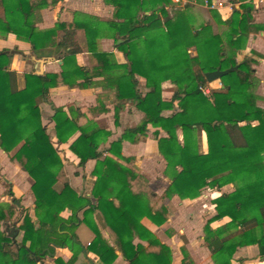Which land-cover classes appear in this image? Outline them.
<instances>
[{"label": "trees", "instance_id": "trees-1", "mask_svg": "<svg viewBox=\"0 0 264 264\" xmlns=\"http://www.w3.org/2000/svg\"><path fill=\"white\" fill-rule=\"evenodd\" d=\"M63 1L0 0L5 15L0 19V33L15 35L40 56L60 54L62 62L58 73L24 74V86L19 89L16 73L9 70L11 54L0 52V149L12 153L11 162L27 173L35 198L36 221L26 215L21 224L23 259L35 264L52 254L53 246L69 248L74 260L81 249L74 230L83 223L94 235L88 250L103 264H112L116 251L128 264H174L171 249L141 224L146 218L162 225L168 208L155 201L145 177L134 170L133 159L122 154V142L144 138L149 125L155 129L153 136L169 179L161 198L192 200L205 188L234 187L212 201L215 214L203 226V242L213 264H231L237 248L251 245L264 258V110L254 93L257 80L252 64L257 60L250 56L237 60L247 34V16L235 10L230 19L221 21L211 10L217 23L228 26L219 35L213 34L208 23L194 27L186 8L169 16L172 0H103L114 10L111 20L75 13L71 23L37 29L35 12ZM186 1L211 4V0ZM240 10L245 12L243 7ZM77 30L84 34L85 49L75 40ZM103 38L121 41L115 48L123 55V63L114 54L99 51L97 42ZM83 51L95 60L93 66L77 64L76 56ZM232 67L218 80L219 89L203 94L200 87H209L206 73ZM137 76L145 80L148 91L144 94L137 89ZM164 82L174 86L169 100L162 96ZM93 86L102 89L94 110L107 112L105 105L113 104L115 125L126 102L143 118L108 142L109 129L94 121L80 125L78 110L52 107L56 142L66 144L79 133L69 150L79 166L95 161V181L88 192L78 195L66 181L62 159L42 124L40 104L46 102L51 88ZM164 111L171 113L163 116ZM159 131L165 136L159 137ZM200 132L205 134L206 153L200 151ZM64 210L71 213L67 219L60 217ZM224 218L223 225L210 226ZM98 220L112 244L102 235ZM181 253L179 264H193L184 249Z\"/></svg>", "mask_w": 264, "mask_h": 264}, {"label": "crops", "instance_id": "crops-1", "mask_svg": "<svg viewBox=\"0 0 264 264\" xmlns=\"http://www.w3.org/2000/svg\"><path fill=\"white\" fill-rule=\"evenodd\" d=\"M172 1L174 4L179 3L182 6L187 4L186 0ZM251 1L252 0H211L210 6L204 1L205 11L201 17L198 14L199 6L194 2H190L191 5H193L191 7L192 9L186 10V12L191 15L197 23H208L211 26L213 34L219 35L226 33L228 26L217 23L210 13L211 10L217 13L221 21L230 19L235 10H239L241 14L243 13L244 17L247 16L245 27L247 34L243 43V48L237 55V60L240 61L245 56H250L257 60V63L252 64L254 76L257 80L254 93L257 97V105L264 110V4L253 5ZM240 7H243L245 12H242ZM113 11V8L105 4L103 0H64L55 6L38 9L35 12L34 20L37 29L46 30L53 28L57 22L71 23L75 13L87 14L106 21L113 19ZM0 19H5L4 10L1 4ZM218 28H224V30L218 32ZM110 40L112 39H100L99 51L112 53L118 63H123V55L115 48V46L120 44L121 41L119 40L115 43L112 40L113 48L111 50L108 48ZM1 51H7L11 54L9 70L16 73V81L19 89L24 86V74L33 72V63L26 57L31 52L36 57H56L55 61L44 65V73H58L61 70L60 66L62 62L58 59L60 54L40 56L31 49L29 44L17 39L15 35L11 33H0V52ZM84 54H87V56L93 59L87 52L83 51L76 56L77 64L87 68L93 66L95 64L94 59V64L92 65H87L82 61V59H84L82 55ZM136 79L139 92L142 94L146 93L148 90L145 87V80L138 76ZM99 80L100 79H97V81ZM165 84L170 85L171 83L164 82L162 84V89ZM208 85V88L215 90L221 84L217 80L208 83ZM101 93L102 89L99 86H93L86 89L56 87L49 90L46 102L40 104L42 124L46 128L55 149L62 159L63 173L66 181L71 189L78 195L88 192L90 186L94 183L95 177L92 175V170L95 166V161L89 160L83 166H79V159L69 150V145L78 137L79 133L74 134L66 144H58L56 142L53 132L54 124L51 120L53 114L52 107H61L66 112H68L69 108L78 110L81 114L78 120L80 125H84L87 121H94L100 127H105L99 124V122L106 116H112V123L109 124L108 127H105L111 132L108 142L117 140L126 128L136 127L143 118V113L141 111L137 110L132 103L126 102L119 110L117 125H115L113 104L107 103L105 105L107 112L94 110L97 104V98ZM170 97L168 99L163 97V99L169 100ZM170 113L171 111H164L162 115L168 116ZM154 131L155 129L149 125L147 126V132L144 138H140L139 141L135 143L129 141L122 142L123 156L133 159L134 170L142 176L145 175L136 170V166L140 167L141 162L147 165L148 162L154 161L155 159L163 169L166 167L163 157L157 150V143L153 136ZM179 134L181 136L180 130L177 131V137ZM162 136H165V134L162 131H159V137ZM104 150L105 147L101 146L100 152L103 156L106 155ZM11 155L12 153H5L0 149V264H28L25 259H23L20 251L24 236L21 224L26 215L33 222L36 221L35 198L31 191V179L27 173L19 168V166L11 162ZM161 183L165 186L160 193H154L156 195L155 201L159 200L162 205L168 208V218L160 226L154 225L146 218L141 220V224L151 231L162 244L171 249L172 262L174 264H179L183 258L181 249L186 251L193 264H213L211 254L203 242V226L206 221L215 214L212 201L223 193H230L233 191V185L229 184L220 189L205 188L207 189L206 195L210 198L209 205L211 206V211L210 214L205 217L206 220L203 223L200 224L198 221L196 222V224H199L197 229L199 233L196 235L197 242H195L190 239L191 237L188 235L190 232L186 229L187 227L185 226L184 229L182 228V219L191 213L193 214V217L201 219L206 213L202 215L203 210L201 207L195 209L193 208V205L204 199L200 196L192 200H181L177 196L161 198L165 189L169 185L168 177L162 178ZM147 184L149 190L152 191L149 187L150 182L147 181ZM90 199L91 202L94 203V199ZM70 215L71 213L69 210H64L60 213V217L63 219H67ZM77 217L80 220L82 219V211L77 214ZM98 222L100 224L99 220ZM187 222L193 224L194 220H189ZM226 222L227 219L224 218L223 220L212 222L210 226L212 228H217ZM100 230L109 244H112L110 236L103 225L100 226ZM74 234L77 238V242L81 246V249L74 260H72L73 252L69 248L52 246L53 253L45 254V256L39 259L35 264H103L94 253L88 250L89 244L94 238L90 229L85 224L80 223L75 228ZM137 242V240L134 241V243ZM29 244V241H27L25 247L28 248ZM142 244L145 245V243ZM115 254L117 257L112 264H128L118 251H116ZM231 264H264V258L258 256V250L255 245L244 246L236 249Z\"/></svg>", "mask_w": 264, "mask_h": 264}, {"label": "rangeland", "instance_id": "rangeland-1", "mask_svg": "<svg viewBox=\"0 0 264 264\" xmlns=\"http://www.w3.org/2000/svg\"><path fill=\"white\" fill-rule=\"evenodd\" d=\"M88 1V0H87ZM190 2H194L196 3V5H198V14L201 17V15L203 14V12L205 11V3L204 2H196V1H187V6H182L179 3L172 4V6H169L167 8V11L169 13V16H173L176 12H180L185 10V8L187 10L192 9L191 7L193 5H191ZM104 17V16H103ZM107 18V16H105ZM110 17V16H109ZM105 19V18H104ZM109 19V18H107ZM199 23H197V21H194V27H197ZM222 30H224V28H218V32H222ZM75 40L76 42L83 48L85 49V41H84V34L82 31H77L75 34ZM100 41V40H99ZM99 41L97 42L98 48H99ZM112 45L113 42L112 40H110L109 44H108V48L112 50ZM193 53V51H191ZM82 57H84V59H82V61L84 63H86L87 65H92L94 64L93 59H91L89 56H87V54L82 55ZM220 87H218L217 89H219ZM174 90V86L173 85H164L163 89H162V95L165 99H168L171 95L172 92ZM112 116H106L104 118H102V120L99 122V124H101L102 126L108 127L109 124L112 123ZM198 137H199V142H200V151L202 153H206V141H205V137L204 134L202 132L198 133ZM179 140L181 139V136L179 134L178 136ZM136 170H138L139 172L143 173L145 176V179L150 182V189L153 191V193L158 192L160 193L161 190H163V187L165 185H163V183H161L162 178L167 177L164 173V169L161 165H159V162L157 160L154 159V161H150L148 162V164H143L142 162L140 163V167L136 166ZM234 188V187H233ZM225 191H229V190H225ZM207 189H203L200 192V197H202L204 200L201 202H198L196 204L193 205V208L197 209L198 207H201V209L203 210V214H205L204 216H202L201 219H198V217H193V214L191 213L190 215H186V217L183 220V226L182 228L184 229L185 226L187 227L186 229L190 232L188 235L191 237L190 239H192V241L197 242V234L198 232V227L199 224H196V222L198 221V223H203L206 219L205 217L208 216L210 214L211 211V206L209 205V196L206 195ZM200 204V205H199ZM190 216V217H189ZM181 220V221H182ZM192 221L194 220L193 224L188 223L187 221ZM186 233V232H185Z\"/></svg>", "mask_w": 264, "mask_h": 264}, {"label": "water", "instance_id": "water-1", "mask_svg": "<svg viewBox=\"0 0 264 264\" xmlns=\"http://www.w3.org/2000/svg\"><path fill=\"white\" fill-rule=\"evenodd\" d=\"M26 57L29 61H31L33 63V73L35 75H43L44 74V69H43L44 65L49 63V62H53L56 60V57H36L32 52L29 55H27ZM58 62L61 63L60 61H58ZM233 69H235V67L228 68V69L223 70V71L220 69H216L215 71L206 73L204 75V77H205V80L207 83H212L214 81L219 80L222 76H224L228 72L232 71Z\"/></svg>", "mask_w": 264, "mask_h": 264}, {"label": "built area", "instance_id": "built-area-1", "mask_svg": "<svg viewBox=\"0 0 264 264\" xmlns=\"http://www.w3.org/2000/svg\"><path fill=\"white\" fill-rule=\"evenodd\" d=\"M176 1H177V0H176ZM251 3H252L253 5L264 4V0H252ZM219 87H221V85H219ZM200 90L203 92L204 95L207 96V95H209V92H210V90H212V89H210V88H208V87H206V88H202V87H200Z\"/></svg>", "mask_w": 264, "mask_h": 264}]
</instances>
